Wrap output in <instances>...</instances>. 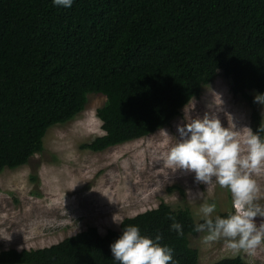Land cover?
<instances>
[{"label": "trees", "instance_id": "trees-1", "mask_svg": "<svg viewBox=\"0 0 264 264\" xmlns=\"http://www.w3.org/2000/svg\"><path fill=\"white\" fill-rule=\"evenodd\" d=\"M219 73L248 101L255 132L263 124L251 92H264V0H74L70 8L0 0V173L42 153L48 130L83 112L91 93L106 97L96 111L104 134L82 148L99 152L169 125ZM170 213L183 236L169 229ZM123 222L104 235L90 226L50 246L2 250L0 264H114L109 246L124 225L162 234L178 264H199L190 237L202 221L190 208L162 201Z\"/></svg>", "mask_w": 264, "mask_h": 264}, {"label": "rangeland", "instance_id": "rangeland-1", "mask_svg": "<svg viewBox=\"0 0 264 264\" xmlns=\"http://www.w3.org/2000/svg\"><path fill=\"white\" fill-rule=\"evenodd\" d=\"M221 100L219 110H213L222 126L243 137L247 127L252 129V109L246 99L232 93L231 80L219 73L169 125L96 152L82 145L104 134L96 111L106 97L89 94L83 112L48 130L42 153L20 168L0 173V251L50 246L90 226L104 235L110 229L120 230L121 224L113 218L135 216L162 201L174 209L190 208L196 221L201 220L202 203L215 202L213 215L233 211L227 189L215 183L197 184L194 173L173 171L163 163V157L179 139L176 125L185 122V112L188 118L203 117L208 105ZM257 108L264 124V107L257 104ZM254 179L260 187V202L264 203V174ZM256 219L259 223L261 218ZM202 236L190 237L191 246L199 251V264L236 256L249 264H264V245L250 257L228 250L223 241L204 244Z\"/></svg>", "mask_w": 264, "mask_h": 264}, {"label": "clouds", "instance_id": "clouds-1", "mask_svg": "<svg viewBox=\"0 0 264 264\" xmlns=\"http://www.w3.org/2000/svg\"><path fill=\"white\" fill-rule=\"evenodd\" d=\"M73 3L74 0H52L53 6L62 8H70ZM253 102L264 107V92L256 93ZM222 103L214 101L199 118H188L185 112V122L176 125L179 139L163 157V163L173 171L194 173L197 184L215 183L231 193L233 211L226 216L213 215L215 202L202 203V222H195L193 231L203 234L204 244L223 241L228 250L251 257L264 245V203L260 202V187L254 179L264 174V124L255 132L247 127L246 134L238 138L233 130L222 126L215 114ZM168 219L169 229L183 236L176 217L170 213ZM113 221L124 224L122 218ZM161 240L162 234L151 238L142 235L137 225H124L121 235L109 246L112 260L114 264H178L173 249L161 244Z\"/></svg>", "mask_w": 264, "mask_h": 264}]
</instances>
